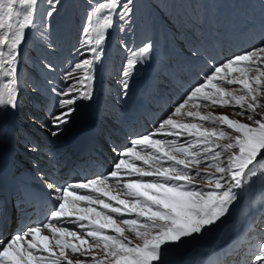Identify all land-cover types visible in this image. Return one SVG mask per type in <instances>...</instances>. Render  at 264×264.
Returning <instances> with one entry per match:
<instances>
[{
  "label": "rangeland",
  "instance_id": "obj_1",
  "mask_svg": "<svg viewBox=\"0 0 264 264\" xmlns=\"http://www.w3.org/2000/svg\"><path fill=\"white\" fill-rule=\"evenodd\" d=\"M17 1L0 0V62L6 57L7 49L15 50L16 46L22 48L24 39L29 38V31L34 26L32 37L30 36L22 48L23 59L26 51L25 80L23 79L22 84V65L19 104L28 105L23 97L34 91L31 83L45 79V69L53 72L52 84L56 83V77L59 78L60 81L56 83L57 92H78L89 67L97 62L88 36L89 31L84 33L85 21L91 16L90 6L93 0H52L51 6L47 0H42L32 26L26 31L23 30V25L28 21L27 18L21 17L18 26L11 27L10 11L14 9ZM145 5L148 6L147 11L141 10L138 0H118L108 32L112 45L109 52L112 65L109 62L111 68L108 88L119 84L126 97L131 94L135 72L139 66L146 67L136 64L139 62L135 57L136 50L148 46L147 37L155 32L157 49L154 57L156 62L159 60L156 63L158 70H161L157 78L159 82L164 80L162 71L165 65L161 62L164 55L166 61L174 60L175 66L186 68L189 62L183 54L192 56L186 50H191L194 56L200 57V52L214 48L218 52V60L216 67L207 77H203V83L197 84L199 80L193 82L190 89L194 88L186 100L179 104L180 107L172 108V112L170 109L166 113L163 110L160 112L161 124L150 132L152 139L160 140L154 143L152 139L143 138L139 144L133 145H136L134 150L130 149L125 153L127 161L121 164L111 179L116 181L121 193H130L129 183L138 179L158 190L149 188L144 195H134L138 190H132L122 202L114 199L112 193H99L94 205L100 215L102 234L93 245L87 242L79 247L75 245L89 253L81 264H123L132 253H141L152 264H165L166 256L160 254L155 246L160 245L161 240L171 243L172 245L168 244L169 247H174V254L183 260L189 255L184 264H264V0H145ZM148 14L150 16L147 20ZM246 18L249 20H245ZM160 21L163 25H159ZM170 43L177 49L175 59L169 50ZM103 53L107 52L102 51L101 54ZM189 61L194 64V60ZM37 62L39 66L35 68ZM27 78L33 81L29 83ZM106 81L107 79L105 84ZM195 84L198 86H193ZM105 90L107 92L106 87ZM34 92L38 98L45 93L41 89ZM153 95L158 96L156 89ZM3 96L2 91V99ZM33 101L37 104L36 99L33 98ZM129 101L126 98L124 102L127 105ZM176 103L178 99H174V105ZM62 104L68 105L70 112L75 109L71 96L64 97ZM23 105V111L16 120L20 116L23 120L26 119L22 114L29 111ZM49 112L46 117H52L51 110ZM62 112L63 118L69 113L68 110ZM165 116L167 117L162 119ZM74 117L75 113L71 114L68 122H72ZM30 121L34 122L28 117V124L27 121L21 122L26 131L32 127ZM62 121L60 117L59 128L68 132L71 126L68 123L63 124ZM43 126V131H50L47 120L43 122ZM141 128H129V135L134 134L136 138L139 133H145L146 130L142 132ZM24 141L27 143L22 144V148L25 146L28 151L40 150L45 156L49 155L44 151L48 147L44 141L41 143L39 139L33 140L31 145H28V139ZM117 144H112L110 149L108 147V150H112L111 155L112 152L117 153L114 152L118 149ZM39 145L41 148L38 149ZM123 146L124 144L120 147ZM136 149L139 151L136 152ZM26 158L23 159L28 160ZM150 159L154 160L156 166L147 168ZM191 159L192 162H186ZM161 160L166 165L176 167V171H182L183 182L189 186L190 192L186 195L175 190V194H172L174 197L170 195L166 199V206L163 205L166 184L162 177L168 176V172L159 167ZM131 165L139 166L134 168ZM15 166L17 174V169L20 171V168H17V163ZM148 169L155 175L139 174L141 171L147 172ZM200 170L207 174L203 176ZM38 173L35 182L42 177L39 184L42 185V181L51 183L47 174H41L40 171ZM91 178L84 180V183ZM169 182L179 186L181 178H170ZM177 192L189 197L188 201H182ZM206 198V201L194 205L196 199ZM134 200L144 207L137 211L132 209ZM158 211L164 221L157 217ZM183 226L200 234L212 226L215 230L212 233L214 239L203 251H200V245H175L172 235L182 232ZM150 232H156L152 240H148ZM63 239L68 242L67 238ZM234 242L237 244L230 249ZM60 246L64 247L63 244ZM115 251H119L120 255L114 258V262L107 260L110 254L116 255ZM226 251L230 253L228 256L224 255ZM63 252L67 254L66 249ZM205 255L207 257L203 258ZM15 256L24 264H30L27 252H16ZM65 256L73 260L77 257L72 254ZM65 264L73 262L67 261Z\"/></svg>",
  "mask_w": 264,
  "mask_h": 264
},
{
  "label": "bare ground",
  "instance_id": "obj_2",
  "mask_svg": "<svg viewBox=\"0 0 264 264\" xmlns=\"http://www.w3.org/2000/svg\"><path fill=\"white\" fill-rule=\"evenodd\" d=\"M47 1L51 6V3L53 1L52 0H47ZM40 2H42V0H18L14 9L10 11L11 27L13 28L17 27L19 24V20L22 17V18H27L28 20L27 22L24 23L23 30L24 31L28 30L29 27L32 26L33 20L36 18V10ZM117 4H118V0H93L90 6L91 16L90 19L85 21L84 33L89 31L88 36L89 39H91L90 41L92 42V50L94 52L97 62L91 64V66L88 69V72L84 75L83 77L84 79L81 82L82 85H80L81 87L79 88V93L77 94L78 96L77 102L79 104L76 107V118L75 121L71 124L72 126L70 131L68 130L67 132L63 128L62 130L58 128L55 131V133H51V131L47 130L48 134H46L47 131H42L40 137L41 139L42 138L44 139V140L42 139V141H45V144L48 146L45 147L47 148V151L45 149L44 151L49 153V155L45 156L44 154H41L40 157L43 156V159L37 165H35L33 159L32 160L29 159L30 157H27L26 159H28V161L30 160L31 163L28 162L23 163L21 160L25 158V156L22 155L17 149H11L13 155L16 158V163L18 166L17 168H20V171H18L17 169V174L19 172L22 173L21 178L17 177L16 166H15V168H12V174H14L12 176V179L22 182L36 199L41 198V202L48 200L47 205L53 210L50 212L48 220L42 223L41 225L35 227L30 226L28 229H26L24 232L20 233L19 235L14 234L9 239H5V241L3 242L0 241V264H12V263L24 264V262H22L15 256L16 252L21 253L24 251L27 252L29 255L27 258L30 264H65L67 261L73 262V264H81L83 262V259H85L89 253L86 250L76 248L75 245L79 247V245L81 244L86 245V242L87 244L93 245L95 244V242H97L96 238H98V236L102 234L100 232L101 224L99 223L100 215L97 212L98 209L96 205H94L96 201V197L98 196L99 193H102L104 195H108V193H112L114 199H117V201L119 200L120 202H122L127 197V195L132 193V190H138L135 192L134 195H140V194L144 195L145 194L144 192L149 188L154 191L158 190L149 183L140 181L138 179V180H131V182L128 185L129 187H131V191L130 193L125 194L123 192L121 193V191L118 189L116 181L111 180L112 175L117 172V169L121 167L122 163H125L127 161L128 157H126L124 151L121 152V154L123 153L122 155L121 154L119 155L118 152L116 153L117 155L113 152L111 155L112 150H108V147L110 149V146L112 144L114 146L117 144L118 141H120V139H125L124 134L125 133L129 134L130 132L129 128L130 130L134 129L133 125L130 126L127 125L124 131L120 132L121 137L117 138L116 140L110 135H108V138L106 135H103L102 132L107 131L108 127L95 128L94 126H92L93 135L94 136L98 135L99 137L103 135V140L105 141L107 148L99 146L97 150V155L92 158H86V159L84 158V159L76 160L71 156L72 151L70 150H71L72 142L75 138V134L78 132L79 128L82 127V125H85V123L88 124L92 123V119L95 112L98 111L100 106L104 107V104L106 102V100L101 101L100 96L104 98L107 93L105 90L106 79L103 74L105 73V69L109 67V58H110L109 52L112 49L111 48L112 45H111L110 34H108V32H109V26L112 25L113 23V13L116 10ZM138 4L139 6H141V10L144 9L147 11L146 8L148 6L145 5V0H138ZM5 5L9 7L7 3H5ZM151 10L155 13V15H157L153 8ZM149 16L150 15L148 14V17H146L147 20L149 19ZM159 24L163 25V22L160 21ZM156 33L157 32L148 35L147 37V39H149L150 46L148 45L142 48L139 47L136 50L135 57H138L137 59L139 60V62H141L142 65H149L156 63V58L154 57V54L156 53V49H157V45L154 41L155 37L157 36ZM144 38L145 37H143V39ZM27 41L28 38H25L22 43L23 45L22 48L25 46ZM149 47H151L150 48L151 51L149 50ZM22 48H18L16 46L15 50L7 49L6 50L7 54H5L6 57L3 59V61L1 60L0 62V70H1L0 150H7L8 149L7 145L10 146L9 144H7V142H9V140L11 139H14L15 141L19 142V139H15V137L18 134L17 132H19V127L24 128L21 122L16 120V117L19 116L23 111L22 105H20L18 102V98L22 92V89L19 85V82H21L20 70L22 68L20 61L24 57ZM102 51L107 53L101 54ZM256 70H254L253 72L257 73ZM135 78L137 79L138 83L133 89L134 96L137 94L139 95L142 94L143 88L141 86L139 88L138 85L141 84V82L144 79H147L141 71L135 75ZM189 85L190 83H188V86ZM2 91L4 93L3 99H2ZM134 96L132 97V101ZM176 98L177 96L174 95L173 99L177 100ZM82 102L85 103L84 106H82L81 104ZM178 107L180 106L178 105ZM124 109L125 110L123 111L115 107V112L116 114H118L117 117L116 115H114L115 118L118 119L119 117H121L126 119V116L129 113H131L130 112L131 107L130 108L126 107ZM118 111L119 113H117ZM59 113L60 111L58 110L56 114ZM159 114L160 112H156L155 110H152L150 107L146 109V113L142 118L143 124H141L142 122L139 123V126L142 125V128L140 130L142 132H145L146 130L145 137L134 138V134L131 136L129 135L130 137L133 138V140L132 141L127 140L128 145H130L128 148H125L127 151L130 149L134 150L136 145L135 146L133 145L138 142L140 143V141H142L143 138L152 139L151 138L152 136L150 137L151 133L149 134L147 133L152 128L151 121L155 120L157 125L161 124L160 123L161 118ZM101 120L105 121L106 117L102 116ZM148 120L150 124H148L147 122ZM15 121H18L17 125H15ZM68 124L70 125V123ZM117 130L118 129H116V131ZM113 131L115 130L113 129ZM113 131L110 132L113 133ZM28 132L32 138L34 136V129L30 127L28 128ZM28 140H29L28 145H31V142H34L31 139ZM159 140L152 139L154 143H157ZM26 143H27L26 141L24 140L22 141L23 145H26ZM118 145L119 144H117V146ZM23 148L25 149L26 147L24 146ZM63 151L68 152L70 156L69 161L65 159V156L62 154ZM138 151L139 149H136V152ZM44 160H46V162H44ZM192 161L193 160L191 159V160H187L186 162L190 163ZM25 163H27V165ZM101 163L103 166L109 167L110 170L112 169L111 171L112 173L109 172L105 176L102 177L99 176L100 178H97L98 176L93 177L94 175H96L97 170L101 168ZM158 165L160 168L165 169L168 172V176L164 175L162 177L163 181L166 184V191L164 192L165 199L163 205L165 206L167 205L168 201L166 199L168 198V196L172 195L175 192V190L184 192L186 195L190 194V192L188 191L189 186L183 182L182 177H184V174L182 173V171H176L177 170L176 167L172 165H166L162 162V160L161 162L158 163ZM138 166L139 165H135V166L131 165V167L134 168ZM154 166H156V163H154L153 159H150V162L147 164V168ZM60 168H62V170ZM74 169L75 172H73ZM42 170L44 172H42ZM102 170L105 171L106 168ZM39 171L41 174L43 173L47 174L48 179L51 181L52 184L55 182H56L55 184H59L60 186L59 189L57 190L54 189L52 184L51 183L48 184L46 183V181H42L43 182L42 185L39 184L41 182L42 177L38 178L37 181L39 183L35 182L34 180L37 179L39 175L38 173ZM200 172L201 174H204L203 176L207 174L206 172H202L201 170ZM103 174L104 173H102V175ZM139 174L155 175V173L151 172L150 169H148L147 172L141 171ZM90 177H92L90 181L84 183V180ZM174 177H176V179L181 178L182 183L180 182L179 186L175 185L177 183L169 182L170 178H174ZM177 194L180 196V198H182V201H186V202L188 201L189 197L182 196L179 192H177ZM173 195L172 197H174ZM45 197H47V199H45ZM7 198H8L7 194L5 192L0 191V217H4L5 206H6L5 202ZM207 199L208 198L203 200L196 199L194 205L197 206L198 204L206 201ZM39 205H40V201H39ZM132 206H133L132 209H135L136 211L144 207L143 204L139 203L136 200L132 202ZM158 212H156L157 217L161 218L162 215H160V212L158 214ZM161 220L164 221V218H161ZM211 228L212 226L208 230H206L205 233L203 232L202 234H200L183 226V229H181L183 230L182 232H178V233L176 232L172 235L173 241L176 243L175 245H182V246L183 244H193L194 246L200 245L201 247L200 251H203L209 246V244L214 239L212 233H214L215 230ZM155 233L156 232H150L148 236V240H152L153 238H155ZM63 237L67 238L68 242H66L63 239ZM160 242H161L160 245H155V246L157 248L156 250L160 254L162 253L164 256H166L165 264L185 263L189 255H187L186 258L184 257L185 260H183L180 256L174 254L173 252L174 247L172 246L169 247L170 245L168 244L171 243L166 242L164 240H161ZM60 244H63L64 247L60 246ZM236 244L237 242H234L231 245L230 249ZM164 246L168 248H164ZM113 248H115V245L113 246ZM65 249L67 251V254L63 252ZM137 251L138 250H136V252ZM114 253L116 255L110 254V256L106 259L111 260V262H114L113 261L114 258L120 255L119 251H115ZM68 254L76 255L77 257H75L76 259L74 260L70 259L69 257L65 256ZM205 257H207V255H205L203 258ZM9 259L11 260L8 261ZM192 263L194 262L192 261ZM123 264H152V263L148 262L142 256L141 253H139V255H136V253H132L131 256L127 258L126 261H123Z\"/></svg>",
  "mask_w": 264,
  "mask_h": 264
}]
</instances>
